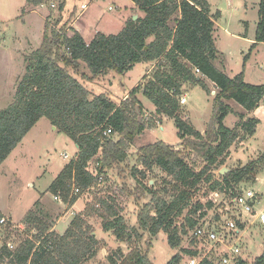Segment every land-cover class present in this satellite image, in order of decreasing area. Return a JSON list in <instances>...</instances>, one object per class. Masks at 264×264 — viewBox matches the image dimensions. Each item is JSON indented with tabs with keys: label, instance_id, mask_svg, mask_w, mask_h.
Instances as JSON below:
<instances>
[{
	"label": "trees",
	"instance_id": "1",
	"mask_svg": "<svg viewBox=\"0 0 264 264\" xmlns=\"http://www.w3.org/2000/svg\"><path fill=\"white\" fill-rule=\"evenodd\" d=\"M45 1L27 0V5L38 7ZM130 2L143 16L127 21L116 35L97 33L89 43L74 29L71 35H66L64 28L55 31L44 24L40 47L24 58L25 72L14 100L0 110V164L40 119H47L79 151L48 189L52 195H59L64 203L72 205L77 198L69 200L71 182L84 193L97 184L106 169L126 163L127 147L146 128L139 120L141 108L136 96L140 91L157 114L173 120L182 146L203 162L199 171L194 170L185 161L183 152L175 151L162 141L139 149L145 165L148 168L158 166L171 178L173 185L165 200L152 188L139 184V193L150 194L152 204L144 205L139 211L138 229L152 237L164 233L169 248L179 249L183 237L198 222L196 214L204 217L212 206L210 202L206 206L201 203L199 186L208 184L211 191L222 190L221 183L213 181L212 171L222 168L231 146L242 139L240 131L247 137L255 134L258 120L246 119L244 114L264 101V83H246L244 71L229 78L216 67L219 55L213 37L215 25L206 0ZM64 7V0H61L58 12L62 14ZM257 12L259 20L254 45L264 43V0L259 1ZM152 62L159 68L152 79L142 88L132 89L127 99L118 105L101 94H90L70 73H77L83 63L89 72V76L83 77L91 82L108 71L124 76L137 64ZM166 68L168 70L164 71ZM195 70L199 76L195 75ZM201 77L217 90L213 96V118L203 136L178 116L183 83H193L210 93ZM229 101L243 111L237 114L243 120L239 130L223 125L224 118L233 112L227 104ZM106 129H111V137L102 136ZM97 157V166L91 172L89 166ZM260 165H264V154L241 168L227 171L222 177L225 187L231 188L254 178ZM208 193H203L202 197H207ZM99 208L93 214L102 219L103 230L111 232L118 241L130 240L132 236L127 234L129 230L124 225L122 209L110 199L100 201ZM85 221L82 215L75 216L66 231L58 235L50 232L49 225L38 213L29 211L23 218V224L30 226L25 239L13 250L2 243L0 264H85L96 257L99 250V242ZM131 232L137 241L140 240L138 230L133 228ZM194 242L192 240V244ZM146 244L151 247L150 242ZM184 255L197 256V251L182 249L166 264H181ZM107 260L109 264H153L148 251L138 248L131 249L126 256L117 249ZM202 264L211 263L204 261ZM235 264L248 263L238 260ZM252 264H264V251Z\"/></svg>",
	"mask_w": 264,
	"mask_h": 264
},
{
	"label": "rangeland",
	"instance_id": "2",
	"mask_svg": "<svg viewBox=\"0 0 264 264\" xmlns=\"http://www.w3.org/2000/svg\"><path fill=\"white\" fill-rule=\"evenodd\" d=\"M60 1L46 0L42 5L33 7L27 5V0H0V110L14 100L17 85L25 72L24 58L40 47L44 24L55 31L64 28L66 35H71L73 27H77L86 43H89L95 31L104 35H116L124 28V25H121L123 18L128 17L129 21L135 17L136 21L143 16L142 12L134 9L130 0H64L62 14L58 12ZM206 1L215 25L213 37L219 55L215 61L216 67L229 78L244 71L246 83L263 84L264 43L254 45L260 0ZM81 4L86 6L83 11L80 9ZM57 20L59 23H56ZM158 69L156 62L141 63L124 76L108 71L91 82L83 77L89 76L83 63L77 73H70L90 94H101L118 105L127 99L132 89L142 88L151 80ZM167 70L168 68L164 69ZM195 75L199 76V73L195 72ZM201 79L210 93L193 83H183L180 98H185V103L179 102L178 116L203 136L213 118V96L217 90L206 78ZM136 97L141 108L139 120L146 128L127 147L126 163L121 167L106 169L99 176L102 181H97L90 190L76 197L72 205L59 203V199L55 200V195L47 191V187L65 164L74 158L75 145L66 135L54 132L56 130L52 129L47 119L42 118L36 123L0 164V217L9 221V228L7 226L6 232L0 235V246L2 243H9L12 249H15L25 239L30 226L23 224V218L38 202L41 211L51 217L50 219L61 220L54 230L55 234H62L75 216H83L99 242L96 257L85 264H109L108 256H112L117 249L126 256L133 248L147 250L148 258L153 264H166L175 254H179L180 250L188 249L192 245V238L188 235L183 237L179 249H171L166 243V234L159 233L152 237L138 229L139 211L144 205L152 204L150 194L139 193V184L152 188L153 192L165 200L168 199L167 195L173 185L171 178L158 166L152 165L148 168L145 165L139 149L162 141L175 151L183 152L185 161L194 170L199 171L203 162L196 154L182 146L172 119L157 114L155 107L140 91ZM227 104L233 112L224 118L223 125L239 130L243 120H240L237 114L243 111L232 101ZM244 115L247 116L246 119H258L255 134L247 137L244 131H240L242 139L231 146L228 158L221 168L226 171L221 174V169L213 170V181L224 183L222 177L227 171L241 168L264 154V102ZM64 155L67 157L64 158ZM98 158L91 162V172L96 168ZM240 185L259 194L260 201L256 209H264V165H260L254 172V178ZM205 186L204 193L209 192L208 184ZM109 199L122 209L121 216L129 230L127 234L132 236L126 242L118 241L111 232H105L102 219L93 214L100 209V201ZM213 212L212 209L209 211L210 217ZM185 214L186 211L183 217ZM55 221L54 224H57ZM133 228L141 235L138 241L131 232ZM147 242H150L151 247ZM239 247L245 261L252 264L264 251V227L254 224L248 228L242 234ZM182 257L181 264H188L190 256Z\"/></svg>",
	"mask_w": 264,
	"mask_h": 264
},
{
	"label": "built area",
	"instance_id": "3",
	"mask_svg": "<svg viewBox=\"0 0 264 264\" xmlns=\"http://www.w3.org/2000/svg\"><path fill=\"white\" fill-rule=\"evenodd\" d=\"M80 9L83 11L86 6L82 4ZM195 72L199 73L198 70ZM179 102L185 103V98H179ZM110 134L111 129L102 132L103 137H109ZM98 181H102V178L99 177ZM68 187L69 200L82 194L72 182ZM205 187L199 186V199L203 205L206 206V203L210 202L212 206L206 210L204 217H199V213L195 216L198 222L188 233L195 242L188 249L197 251V256H190L188 264H202L204 261L211 264H235L238 260L245 261L239 247L242 234L254 224L264 227V209H256L260 201L259 194L252 189L242 188L240 184L226 188L224 183H221L222 190H209L207 197H202L206 191H203ZM54 199L64 203L59 195L54 196ZM211 209L214 212L210 217ZM8 223L7 218L0 217V235L6 232ZM7 247L13 250L9 243Z\"/></svg>",
	"mask_w": 264,
	"mask_h": 264
},
{
	"label": "crops",
	"instance_id": "4",
	"mask_svg": "<svg viewBox=\"0 0 264 264\" xmlns=\"http://www.w3.org/2000/svg\"><path fill=\"white\" fill-rule=\"evenodd\" d=\"M93 1V0H92ZM82 5V4H81ZM131 5L134 7V9H136L135 8V6L133 5V3H131ZM110 9V8H109ZM137 10V9H136ZM138 11V10H137ZM127 19H128V17H125V18H123V20H122V24L121 25H124L125 26V24H126V22H127ZM123 27V26H122ZM75 28V30L81 35V33H80V31L78 30V28L77 27H73V29ZM97 33H101V32H99V31H95V33H94V36L97 34ZM82 36V35H81ZM83 38V37H82ZM84 39V38H83ZM85 40V39H84ZM85 42H86V40H85ZM257 45V44H256ZM255 45V46H256ZM264 102V101H263ZM260 105H262V102H261V104ZM259 105V106H260ZM255 118V117H254ZM258 120V119H257ZM52 129H53V127H52ZM56 130V129H55ZM53 131V130H52ZM54 132H57V130L56 131H54ZM73 143V142H72ZM78 148L76 147V146H74V158L77 156V154H78ZM67 164V163H66ZM65 164V165H66ZM64 168V167H63ZM62 168V169H63ZM61 172V171H60ZM59 172V173H60ZM58 173V174H59ZM53 182V181H52ZM51 182V183H52ZM50 183V184H51ZM50 186V185H49ZM49 186L47 187V191H49L48 189H49ZM39 203L40 202H38L37 204H35V206H33V209L31 210V211H34V212H36V213H38V215L46 222V224H48L49 225V227H50V232H54V230H56V227H57V225H58V223H59V221H61V220H58V221H55V220H53V219H50L51 217H49V216H47L46 215V213H43V211H41L42 210V208H41V206L39 205ZM39 205V206H38ZM62 219V218H61ZM54 221H55V223H57V224H54ZM70 222V221H69ZM69 224L70 223H68V225H67V227H66V229L68 228V226H69ZM53 227V228H52ZM51 228L53 229L52 231H51ZM66 229L63 231V233L66 231ZM57 232V231H56ZM62 233V234H63ZM59 235H61L60 233H58Z\"/></svg>",
	"mask_w": 264,
	"mask_h": 264
},
{
	"label": "water",
	"instance_id": "5",
	"mask_svg": "<svg viewBox=\"0 0 264 264\" xmlns=\"http://www.w3.org/2000/svg\"><path fill=\"white\" fill-rule=\"evenodd\" d=\"M132 20L134 21V20H135V17H134ZM53 129L55 130V128H54V127H53ZM225 171H226V169H225V168H223V169H221V171H220V172H221V174H222V173H224Z\"/></svg>",
	"mask_w": 264,
	"mask_h": 264
}]
</instances>
